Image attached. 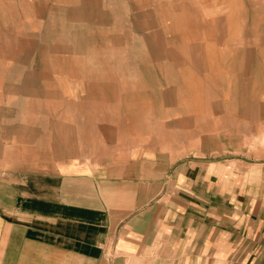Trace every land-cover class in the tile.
<instances>
[{
	"label": "crops",
	"instance_id": "0c3cea01",
	"mask_svg": "<svg viewBox=\"0 0 264 264\" xmlns=\"http://www.w3.org/2000/svg\"><path fill=\"white\" fill-rule=\"evenodd\" d=\"M180 5L158 74L141 60L93 119L107 158L0 122V264H111L121 241L126 264H264V160L235 146L264 125V0Z\"/></svg>",
	"mask_w": 264,
	"mask_h": 264
},
{
	"label": "rangeland",
	"instance_id": "374dc122",
	"mask_svg": "<svg viewBox=\"0 0 264 264\" xmlns=\"http://www.w3.org/2000/svg\"><path fill=\"white\" fill-rule=\"evenodd\" d=\"M181 1L0 0V122L33 125L54 159L76 160L72 146L81 142L82 156L107 158L108 140L99 139L93 119L115 109L110 92L131 68L143 61L148 76L158 74L159 45L177 43L172 31L190 21L157 17L179 11ZM260 128L239 133L235 146L264 160ZM126 250L122 241L107 247L109 263L126 264Z\"/></svg>",
	"mask_w": 264,
	"mask_h": 264
}]
</instances>
